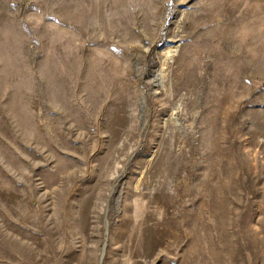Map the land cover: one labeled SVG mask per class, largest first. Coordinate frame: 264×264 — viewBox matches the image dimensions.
<instances>
[{
  "label": "rangeland",
  "instance_id": "374dc122",
  "mask_svg": "<svg viewBox=\"0 0 264 264\" xmlns=\"http://www.w3.org/2000/svg\"><path fill=\"white\" fill-rule=\"evenodd\" d=\"M0 264H264V0H0Z\"/></svg>",
  "mask_w": 264,
  "mask_h": 264
}]
</instances>
